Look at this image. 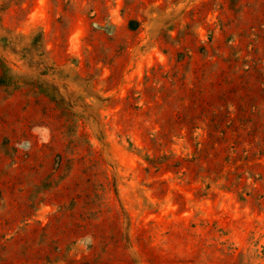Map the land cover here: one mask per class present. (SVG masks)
Here are the masks:
<instances>
[{"label":"rangeland","instance_id":"obj_1","mask_svg":"<svg viewBox=\"0 0 264 264\" xmlns=\"http://www.w3.org/2000/svg\"><path fill=\"white\" fill-rule=\"evenodd\" d=\"M0 264H264V0H0Z\"/></svg>","mask_w":264,"mask_h":264}]
</instances>
